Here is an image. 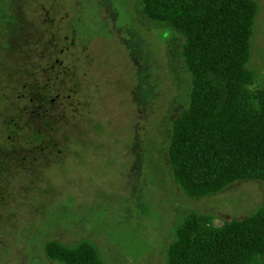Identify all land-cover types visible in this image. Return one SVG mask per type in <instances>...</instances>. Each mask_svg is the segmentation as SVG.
Masks as SVG:
<instances>
[{
  "label": "rangeland",
  "instance_id": "obj_1",
  "mask_svg": "<svg viewBox=\"0 0 264 264\" xmlns=\"http://www.w3.org/2000/svg\"><path fill=\"white\" fill-rule=\"evenodd\" d=\"M256 1L248 67L264 86ZM180 41L132 0H0V264H62L44 256L49 238L89 239L105 264H164L184 212L219 224L258 206L256 179L187 198L170 177L168 126L187 94ZM55 58L61 85L42 72ZM33 77L54 96L50 128L40 114L14 123L41 113L27 100ZM34 127L53 144L23 147Z\"/></svg>",
  "mask_w": 264,
  "mask_h": 264
},
{
  "label": "trees",
  "instance_id": "obj_2",
  "mask_svg": "<svg viewBox=\"0 0 264 264\" xmlns=\"http://www.w3.org/2000/svg\"><path fill=\"white\" fill-rule=\"evenodd\" d=\"M132 1L145 22L181 37L178 56L187 94L168 126L165 149L172 181L187 198L219 192L237 180L261 183L260 203L242 217L213 224L204 214L184 212L166 244L164 264H264V86L254 85L248 67L257 1ZM49 105L23 123L10 119L31 128L40 114L44 119L38 123L50 128ZM36 129L19 136L28 150L43 145ZM32 139L38 143L31 146ZM43 254L62 264H105L86 238L46 239Z\"/></svg>",
  "mask_w": 264,
  "mask_h": 264
},
{
  "label": "flooded vegetation",
  "instance_id": "obj_3",
  "mask_svg": "<svg viewBox=\"0 0 264 264\" xmlns=\"http://www.w3.org/2000/svg\"><path fill=\"white\" fill-rule=\"evenodd\" d=\"M48 54L50 56V54H52V53L49 52ZM56 61H57V58H55L54 62H51L46 68L44 67L42 69V72H43V76H46L47 80H49L50 79V73L49 72L54 71L55 83L61 85L60 77H59L60 76V72H61L60 71V67H59L60 65L56 64ZM31 72L32 71L27 73V77L28 78H30ZM36 79H37L36 77H33V80L32 81L29 80L30 82H28L29 83L28 84V88H27L28 92H29V94H28L29 96L27 97L28 102L31 103V104L38 105V108H41V106L43 104H53L52 101L54 100V96H49V95L46 94L48 92V87L45 85V83H43V84L37 83ZM25 85L26 84L24 83V86ZM39 87H42V88L38 90ZM42 109H44V107H42ZM36 130H37V134L41 136V140L40 141H42V143L44 141H46L47 137H45L44 134L41 133V128H38ZM42 146L43 145H41L40 147H42Z\"/></svg>",
  "mask_w": 264,
  "mask_h": 264
}]
</instances>
